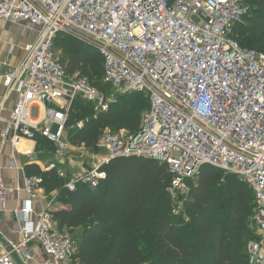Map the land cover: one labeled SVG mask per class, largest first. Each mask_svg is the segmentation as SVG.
I'll list each match as a JSON object with an SVG mask.
<instances>
[{"label": "built area", "instance_id": "2783aa9c", "mask_svg": "<svg viewBox=\"0 0 264 264\" xmlns=\"http://www.w3.org/2000/svg\"><path fill=\"white\" fill-rule=\"evenodd\" d=\"M242 1L0 0V20L38 31L22 59L3 75L0 151L11 145L9 168L23 172L24 186L12 187L0 176V207L10 192L25 191L27 198L13 210L21 240L0 255V264H28L35 259L32 243L47 255L42 264H80L74 258L77 239L59 229L52 213L58 193L41 201L39 210L34 207L42 178L28 175L17 163L18 154L34 160L32 147L22 150L21 141L35 143L40 135L54 143L59 162L43 169L57 168L67 177L60 162L75 148L67 135L75 100L107 111L120 94L133 92L149 99L141 131L106 130L95 150L79 147L98 157L65 186L73 191L86 183L94 189L106 177L102 167L112 159L151 157L167 164L169 191L179 213L189 179L204 164L233 173L252 189L257 203L247 264H264V54L241 46L233 35L247 12ZM60 33L100 51L112 92L67 70L55 50ZM13 93L15 105L6 118V101ZM84 125L77 122L76 128Z\"/></svg>", "mask_w": 264, "mask_h": 264}, {"label": "trees", "instance_id": "16d2710c", "mask_svg": "<svg viewBox=\"0 0 264 264\" xmlns=\"http://www.w3.org/2000/svg\"><path fill=\"white\" fill-rule=\"evenodd\" d=\"M247 12L234 27L243 47L264 54V0H243ZM55 50L70 73H78L110 93L104 57L95 47L60 33ZM149 108L141 92L120 94L118 103L102 111L78 98L69 111L67 135L75 148L95 150L106 130L136 134ZM84 127L76 128L77 122ZM38 145L55 152L54 143L38 135ZM106 177L96 188L78 183L71 191L57 168L26 166L42 178L49 196L58 193L53 210L59 229L75 233L80 264H247L246 244L254 235L256 199L233 173L204 164L189 192L178 203L170 195L172 174L166 163L146 156H123L102 167Z\"/></svg>", "mask_w": 264, "mask_h": 264}, {"label": "crops", "instance_id": "0c3cea01", "mask_svg": "<svg viewBox=\"0 0 264 264\" xmlns=\"http://www.w3.org/2000/svg\"><path fill=\"white\" fill-rule=\"evenodd\" d=\"M38 35L37 30H30L26 28L23 23H10L0 20V97L5 93V86L3 81V75L7 72L8 68L17 64L25 54V46L33 42ZM16 94L13 93L6 101L4 116L9 118L11 111L15 105ZM5 125H3L4 127ZM23 149L32 147L33 158L23 154L17 155V163L26 169L27 165L37 164L42 169L47 165L46 161L50 159L51 155H55V152H50L42 145H38L37 142L21 141ZM12 158L11 145H5L0 151V176L9 183L12 187L24 186L23 172L10 169L9 163ZM53 160H59L57 157ZM59 162V161H57ZM88 167V166H87ZM85 170V168H84ZM40 199L34 202L35 209L41 208V201L48 198L44 190L40 192ZM27 198L25 191H13L8 194L7 201L3 208L0 207V255L9 250L11 243H18L21 240L20 224L15 217L13 210L22 204V201ZM56 207H59L57 201ZM32 221L36 220V215L30 216ZM31 250L35 255V259L28 264H42L47 259V255L42 251L41 247L37 243H32ZM16 264H24L19 261Z\"/></svg>", "mask_w": 264, "mask_h": 264}, {"label": "rangeland", "instance_id": "374dc122", "mask_svg": "<svg viewBox=\"0 0 264 264\" xmlns=\"http://www.w3.org/2000/svg\"><path fill=\"white\" fill-rule=\"evenodd\" d=\"M61 58V57H60ZM64 61V60H63ZM65 63V61H64ZM118 132V131H117ZM58 158V156L51 155L50 159ZM98 157L96 151H92L91 149H80V148H72V150L64 155L62 158V162H60V165L63 166V168L67 171L68 175L71 176L73 174H76L78 172H83L84 168L88 166V162L91 159H96ZM50 159L46 161L47 164L51 163ZM59 160H53V162H56ZM66 233L70 234L71 236H75V233L66 231Z\"/></svg>", "mask_w": 264, "mask_h": 264}, {"label": "bare ground", "instance_id": "6f19581e", "mask_svg": "<svg viewBox=\"0 0 264 264\" xmlns=\"http://www.w3.org/2000/svg\"><path fill=\"white\" fill-rule=\"evenodd\" d=\"M23 150H26V149H23Z\"/></svg>", "mask_w": 264, "mask_h": 264}, {"label": "water", "instance_id": "95a60500", "mask_svg": "<svg viewBox=\"0 0 264 264\" xmlns=\"http://www.w3.org/2000/svg\"><path fill=\"white\" fill-rule=\"evenodd\" d=\"M98 150V149H97Z\"/></svg>", "mask_w": 264, "mask_h": 264}]
</instances>
